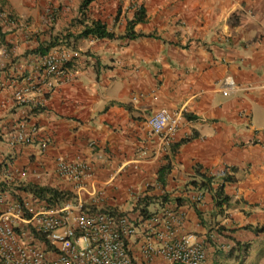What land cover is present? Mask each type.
Masks as SVG:
<instances>
[{"label":"crops","instance_id":"obj_1","mask_svg":"<svg viewBox=\"0 0 264 264\" xmlns=\"http://www.w3.org/2000/svg\"><path fill=\"white\" fill-rule=\"evenodd\" d=\"M83 2L5 0L0 213L33 186L85 204L103 197L96 207L132 218L140 201L161 219L155 229L196 235L206 264H264V0H91L85 10ZM140 7L146 20L134 30L143 36L76 38L93 20L124 34ZM51 43L50 53L70 57L56 79L41 74L37 53ZM226 78L235 81L234 91L223 90ZM50 82L43 98L37 90ZM33 84L31 103L16 105L15 93ZM160 109L182 113L169 156L160 153L147 121ZM23 121L38 124V141L46 145L10 143ZM143 148L148 156L135 164ZM78 156L90 165L83 179L63 178L58 157ZM225 169L234 181L224 186L228 204L218 207L215 187L200 190L193 181ZM136 223L130 246L142 260L148 230ZM155 264L167 263L159 256Z\"/></svg>","mask_w":264,"mask_h":264},{"label":"built area","instance_id":"obj_2","mask_svg":"<svg viewBox=\"0 0 264 264\" xmlns=\"http://www.w3.org/2000/svg\"><path fill=\"white\" fill-rule=\"evenodd\" d=\"M67 54H49L40 59L41 74L58 78L67 72ZM45 92L43 98L54 87ZM236 83L231 78L223 81V90L234 91ZM34 84L16 92L15 102L28 103L30 91L36 90ZM182 113H170L160 109L152 113L147 121L150 135L158 139L160 153L171 155V143L177 131ZM40 127L36 123L20 122L12 144L34 143L38 141ZM41 145H46L43 143ZM95 143L91 142L94 147ZM159 154V153H158ZM148 156L143 148L138 152L134 163L138 164ZM89 164L78 156L73 161L58 157L57 167L60 175L68 180L80 181L89 169ZM57 203H46L34 193L15 199L8 209L0 213V264H155L161 256L166 263L206 264V250L193 236L175 237L172 232L164 234L155 229L161 222L157 215L146 217L138 208L136 218L129 214L101 204L97 209L85 208L82 200L73 202L69 195ZM104 200L103 197H101ZM95 200L91 205H97ZM202 199V195L197 196ZM0 202L5 203L3 196ZM137 221L144 223V241L141 244L142 260L135 256L130 241L137 233Z\"/></svg>","mask_w":264,"mask_h":264},{"label":"trees","instance_id":"obj_3","mask_svg":"<svg viewBox=\"0 0 264 264\" xmlns=\"http://www.w3.org/2000/svg\"><path fill=\"white\" fill-rule=\"evenodd\" d=\"M91 0H84V2L81 5L82 9H86L89 5ZM3 5H5V0H0V41L1 43L4 42L7 30L3 22L2 13H3ZM146 10L144 7H140L134 17V19L129 20L127 25V30L124 34L117 35L114 31H111L108 29L107 25L101 21V20H93L89 23H83L84 27L82 31L76 35V38L81 37H88V36H94L97 38H109V39H117V38H126V39H136L140 36H143V33L136 32L134 30V26L136 23L139 22H145L146 20ZM66 37V36H65ZM59 38V37H57ZM57 38H54L57 39ZM62 41H66V39L61 38ZM58 41V39H57ZM52 46H55V43H51L45 48H40L37 53H40L42 55L48 54L49 50ZM44 107H35V109H42ZM220 181V184L218 186H215V182ZM234 181V177L229 173L228 170H225L223 172H220L218 174H213L207 176L206 174L201 173V179L199 181H193L194 186L198 187L200 190H209L214 189L215 187V193L214 198L215 202L218 207H222L224 204H228L230 197L225 194L224 186L228 182ZM30 191L34 194H36L38 197H40L42 200L46 201V203H57L60 202L62 198H64L65 193L64 191H61L57 188H52L49 186L46 187H30ZM139 208L142 210L143 214L146 215V217H149L150 215H156L153 213H150L151 211L148 210L147 206H145L144 202L141 204L139 203ZM87 208L91 209H97L98 207L93 206L89 203L85 204V210ZM179 264V263H175Z\"/></svg>","mask_w":264,"mask_h":264},{"label":"clouds","instance_id":"obj_4","mask_svg":"<svg viewBox=\"0 0 264 264\" xmlns=\"http://www.w3.org/2000/svg\"><path fill=\"white\" fill-rule=\"evenodd\" d=\"M4 8H5V10H4ZM6 13V6H4L3 5V13H2V18H3V16H4V14ZM10 16V15H9ZM62 38H64V39H66V37H62ZM49 54H61V55H63V54H67L68 55V57H69V53L68 52H61V51H55V52H52V53H50V50H49V53L48 54H45V55H40V57H44V56H46V55H49ZM69 62H70V57H69V60L67 61V63H66V65L64 66L65 68H67L68 66H69ZM68 69V68H67ZM35 86H37L36 84H34ZM23 89V88H22ZM33 91H35V90H33ZM30 92H32V91H30ZM15 95H16V93H15ZM28 95H29V93H28ZM48 95H49V93H46V97H48ZM29 97V96H28ZM30 100V99H29ZM14 101H15V96H14ZM29 103H31V101H29L28 103H26V104H29ZM15 104L16 105H19V104H17L16 102H15ZM23 105H25V104H23ZM38 107V106H37ZM17 131V130H16ZM15 134V133H14ZM13 134V135H14ZM11 143V142H10ZM12 144V143H11ZM22 144V143H21ZM16 145V144H15ZM171 146H173V145H171ZM225 170H227V169H225ZM225 170H223V171H225ZM222 171V172H223ZM31 192V191H30ZM32 193V192H31ZM68 195H69V199H71L73 202H77L78 201V199H76V201H75V199H74V196H72L70 193H68V192H66ZM199 195H202V199H203V192H200L198 195H196L195 196V200H197L198 202H200V201H202V199H197V196H199ZM62 201H60L59 203H61ZM139 203H141L140 201H138V204ZM94 206H96V205H94ZM175 236V235H174ZM183 236H193L194 237V239L195 240H197V237H196V235H194V234H187V235H183ZM183 236H180L179 238H181V237H183ZM175 237H177V236H175ZM198 241V240H197ZM199 242H201V241H199ZM202 243V242H201ZM203 244V243H202ZM203 247H204V245H203ZM204 249H205V247H204ZM139 260V259H138ZM139 261H141V260H139ZM143 264V263H142ZM167 264H171V263H167ZM172 264H175V263H172ZM180 264V263H179Z\"/></svg>","mask_w":264,"mask_h":264}]
</instances>
